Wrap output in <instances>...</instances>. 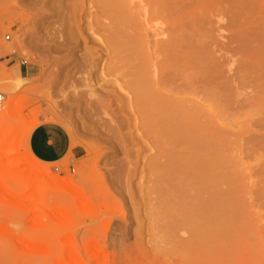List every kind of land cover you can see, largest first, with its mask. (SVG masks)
I'll list each match as a JSON object with an SVG mask.
<instances>
[{
    "label": "rangeland",
    "instance_id": "1",
    "mask_svg": "<svg viewBox=\"0 0 264 264\" xmlns=\"http://www.w3.org/2000/svg\"><path fill=\"white\" fill-rule=\"evenodd\" d=\"M127 3L132 18L120 37H142L151 64L164 60L162 46L175 35L184 41L177 74L160 92L189 95L203 111L189 133L205 127L212 141L200 152L175 143L178 167L169 172L164 145L130 107L139 58L122 65L110 51L114 26L98 0H0V113L14 107L0 121V140L15 135L18 147L9 143L20 151L7 156L5 139L0 163L17 161L57 188L43 187L40 202L0 169V264H264V0ZM208 59L218 78L202 72ZM20 68L30 74L21 78ZM227 83L239 88L229 105ZM209 106L215 111L202 109ZM41 121L68 131L80 149L73 164L33 156L28 139ZM186 210L201 222L184 223Z\"/></svg>",
    "mask_w": 264,
    "mask_h": 264
},
{
    "label": "bare ground",
    "instance_id": "2",
    "mask_svg": "<svg viewBox=\"0 0 264 264\" xmlns=\"http://www.w3.org/2000/svg\"><path fill=\"white\" fill-rule=\"evenodd\" d=\"M127 1H125V0H123V1L122 0H98L99 5H101L105 9L106 13L109 14V16L111 17V20H109V21H112L113 26H114V28L112 29V30H114V32L111 33L112 37H111V39H109V41H110V47L109 48H110V51L115 56H117V58L119 56L118 60H120V63L122 65L129 64V62L131 60H133L132 59L133 56H135V58H137V59L139 58V60H138L139 65H137L135 68L133 67V69L135 71L131 70V73H130L131 80H130V84H129L128 89L131 91V94L133 95V99H132L133 104L131 103L132 105H130V107L132 109H135L136 114H137L136 116H137V118H139L138 120H140L141 124L144 127H146L147 129H149L150 131H152L155 134L156 139L159 138L160 142L165 146V147L163 146V153L170 160L168 170L170 173L171 172L175 173L177 171L176 168L178 167L177 166L178 164H176L178 162H175V157H176L175 152L177 151V150L176 151L174 150V144L175 143H181V145H183V147H185V149L189 148V149H192V151L194 150V151L200 152L201 149L204 150V148L207 146L206 144L209 143V140L212 141V138L210 139L208 137V135L205 134V133H208V131L205 127H204L205 133L203 132L202 135H201V133H199V131H195L193 135H191L189 133V129H191L190 120H192V118H194L195 116H201L202 117V112H203L201 110V108L195 107V106L192 107V105H189V103H192V98H190L189 95H187V94H184V95L175 94V95L167 98V97H163L164 95L162 96L161 92H160V91H165L164 84H165V86H167V83L170 82V80L173 79V77L177 74V59L175 56V50H176L177 46L182 44L184 41L181 40V42H180L179 37H178L179 35H175L173 37V40L170 42V44H168L167 46L165 45L166 47H164V48L161 45L162 46L161 51L159 49H157V51H160V52L163 51V53L165 52L164 54H166V55L164 57V60L159 61V63H156V64H153V63L151 64V60H150L151 58H149L150 56L147 54V52H144V50L141 48L143 46V45L141 46V43L143 42L142 37H141V40H142L141 42H140V40L137 39V37H136V40H131V42L129 40L121 39L122 37H120V34L122 33L121 29L125 27L124 25L128 22L127 20H130V18H132V13H130L128 11L129 9L127 6L128 5ZM174 3H175V1H174ZM119 8H121V9H119ZM158 10H157V12H158ZM139 11H141V10H139ZM123 12H126L127 15L124 16ZM142 12L143 11H141L139 13L141 14ZM158 15H160V13ZM192 15H193V12H186L185 11L183 16L186 19H190ZM105 16H107V15H105ZM150 19H151V17H150ZM150 19L148 18V20H150ZM130 22H131V20L129 21V23ZM149 22L150 21H148L147 23L150 25ZM155 22L158 23L159 21H155ZM155 22H154V24L156 26L157 24ZM142 24L143 25H142L141 29L146 32V30H147L146 24L145 25H144V23H142ZM148 33H149V31H148ZM154 33H155V31H154ZM158 34H156V36ZM126 35H127V33H126ZM138 36H139V34H138ZM143 37H144V35H143ZM131 38H133V37H131ZM160 43L162 44V42H160ZM160 43H159V45H160ZM159 45H158V47L161 48V46H159ZM157 51H156V53H157ZM214 62L215 61H213L212 59H208V62L201 63V65H202L201 70L206 75L211 74L215 78L216 77L218 78V76L221 73V68L219 67V64H215ZM112 68H113V70H117L116 64H113ZM249 71H250V67L246 66V65H243V67L240 69L241 86H246L245 82L247 79H249L247 76ZM211 75H209V77ZM162 83H164V84L162 85ZM250 83H252V82L250 81ZM224 88H225V92H226V94H225L226 95V97H225L226 98V104L229 105L230 103H232L233 98H235V94L238 93L236 91L239 90V88L232 87V83L225 84ZM240 89H242V87ZM180 96H183V97H180ZM166 99L169 100V102ZM197 103L199 104V102H197ZM213 107L214 106L203 107L202 109H204L206 112L210 111V110L215 111L216 108H213ZM13 110H14V107L12 105V102L8 103L6 110L4 112L0 113V121L2 120V118L6 114L8 115L10 113V115H11ZM244 110H245V108H244ZM11 138L12 139H9V141H8L4 136V138H2L0 140V149L2 147V144H4L5 142L8 141V144L5 143L7 145L6 149H4L5 154L8 156V155L15 153L17 156V154L19 155V152H20V151H18V153L16 152L17 147H18L16 144L17 139H16L15 135H14V138L16 140L13 138V136ZM11 140H12V142H15L17 147L14 146L15 144H13V146H12V144L9 143ZM13 140H15V141H13ZM217 143H216V145H217ZM172 145H173V147H172ZM8 147H10V148H8ZM11 147H13V148H11ZM14 147H15L16 151L14 150ZM202 152H204V151H202ZM15 154H14V156H15ZM25 157H27V156H25ZM29 159L26 158L24 161L25 162L27 161V162H29L28 164H31L30 160H32L33 158L30 160ZM22 162H23V160H22ZM18 164H20V163L17 161H8L9 166H7L3 163H0V169L5 168L6 173L9 172V174L11 176H13L14 178H18V179L20 178L21 181L24 183V185L27 188L34 190V196H32V197L36 198V200L38 198V201L40 200V202H41L42 200H41L40 196L42 195L41 194L42 188L46 187L48 185H49L48 188H51V186H53L52 184L50 186V180H51L50 177L48 176L49 177L48 178L47 175H46V177L42 176L43 175L42 172H41V174H42L41 175V174L33 171V169H31V168L30 169L26 168V170L25 169H23V170L19 169L18 170V168L16 167ZM12 166H14V167H12ZM27 167H28V165H27ZM162 169H164V168H162ZM40 170H41V168H40ZM47 171H49V170H47ZM163 171H162V173H163ZM169 172H167V173L169 174ZM46 174H48V172ZM51 183H52V181H51ZM54 183L57 187H59L58 184H56L57 183L56 181ZM1 187L3 190L2 185H1ZM53 188H54V186H53ZM53 188H51V190ZM56 189L57 188L55 187V189H53V190H56ZM4 191H6V190H4ZM75 193H77V192H75ZM74 195L72 197H76L77 200H78V198L79 199L82 198V196H81L82 194H80V192H79V195L78 194H76V196H74ZM76 198H73V199H76ZM184 213H185V218H188V219H185V222L183 221L184 223H186V224H199V222H201V214L195 215L193 212H188L187 210ZM44 214H47V213L45 212ZM40 226H41V224H40ZM67 264H69V263H67Z\"/></svg>",
    "mask_w": 264,
    "mask_h": 264
},
{
    "label": "crops",
    "instance_id": "3",
    "mask_svg": "<svg viewBox=\"0 0 264 264\" xmlns=\"http://www.w3.org/2000/svg\"><path fill=\"white\" fill-rule=\"evenodd\" d=\"M19 76L26 78L29 70L19 69ZM28 148L33 156L44 164H70L79 157L80 149L73 146L71 136L60 124L41 121L30 133Z\"/></svg>",
    "mask_w": 264,
    "mask_h": 264
},
{
    "label": "built area",
    "instance_id": "4",
    "mask_svg": "<svg viewBox=\"0 0 264 264\" xmlns=\"http://www.w3.org/2000/svg\"><path fill=\"white\" fill-rule=\"evenodd\" d=\"M7 40H9V37H7ZM22 64L25 65L26 62H23ZM4 101H5V96H4V94H2V93L0 92V109L2 108V106H3V104H4Z\"/></svg>",
    "mask_w": 264,
    "mask_h": 264
}]
</instances>
